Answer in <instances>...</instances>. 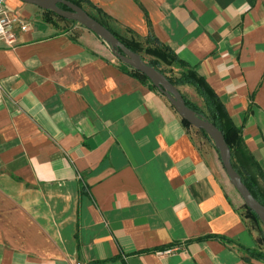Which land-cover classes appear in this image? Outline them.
<instances>
[{"label":"crops","instance_id":"crops-1","mask_svg":"<svg viewBox=\"0 0 264 264\" xmlns=\"http://www.w3.org/2000/svg\"><path fill=\"white\" fill-rule=\"evenodd\" d=\"M89 1L195 67L264 171V0ZM4 3L27 28L0 39V264H264L214 144L93 32Z\"/></svg>","mask_w":264,"mask_h":264},{"label":"trees","instance_id":"trees-1","mask_svg":"<svg viewBox=\"0 0 264 264\" xmlns=\"http://www.w3.org/2000/svg\"><path fill=\"white\" fill-rule=\"evenodd\" d=\"M72 3L80 6L84 9L82 4L87 3L91 5L98 13H101L103 16L107 17L105 13L101 11V9L94 7L89 0H69ZM59 7L63 9H68L63 4H58ZM85 10V9H84ZM86 11V10H85ZM54 13V12H53ZM93 18L98 20L101 24H103L98 18L94 17L90 12H87ZM55 14V13H54ZM56 15V14H55ZM58 16V15H56ZM59 17V16H58ZM64 19L62 17H59ZM48 20V19H46ZM67 20V19H64ZM49 21V20H48ZM70 22H74L73 20H67ZM106 26L127 48L131 51L139 54L142 59L151 67L158 69L160 72H164L161 69V65H176L181 70L176 77L167 76L168 79L174 85H183L188 84L195 88L198 95L202 98L204 102V109L197 106L195 103L191 102L188 98L183 96L186 105L192 109V111L206 120L210 121L217 129H219L229 146L231 153V163L234 169L241 174L243 181L251 190L252 194L262 203L264 204V187L262 182L264 181V171L256 159L254 154L248 149L244 135H243V127L236 125L231 119L229 113L223 102L220 100L216 92L213 88L208 84L205 77L200 75L195 67L191 66L185 60L179 58L177 54L167 45L159 41L155 36L151 33L147 35V37L141 41L139 40L133 31L126 29V31L132 34V37H125L117 33L115 30ZM145 56H149L148 59ZM119 67L123 70L138 79L139 81L147 84L151 89L158 90L149 79L141 72L132 69L128 65L119 61ZM181 122L184 126L189 127L190 124L183 118H181ZM203 133L205 137H207L210 141L211 139L208 135L203 131L199 130ZM212 142V141H211ZM218 151V149H216ZM247 208V217L260 222L259 216ZM223 238H221L222 240ZM264 243V241L262 242ZM245 253L248 254V259L254 258L264 262V250L259 248H249L245 246H240Z\"/></svg>","mask_w":264,"mask_h":264},{"label":"water","instance_id":"water-1","mask_svg":"<svg viewBox=\"0 0 264 264\" xmlns=\"http://www.w3.org/2000/svg\"><path fill=\"white\" fill-rule=\"evenodd\" d=\"M24 3L32 4L40 8L48 9L59 17L67 20H73L84 26L95 35L100 37L107 45H109L113 54L119 61L143 73L149 81L162 93L173 108L179 113L181 118L185 119L190 126L203 130L211 139L215 148L218 149L221 164L229 179L230 184L234 187L238 194L244 200L245 205L254 211L264 225V204H262L251 192L231 163V153L224 137L219 129H217L210 121L196 115L190 109L182 96L167 76L158 69L148 65L142 57L127 48L106 26L93 18L80 6L69 0H20ZM58 4L65 5L68 9H63Z\"/></svg>","mask_w":264,"mask_h":264},{"label":"rangeland","instance_id":"rangeland-1","mask_svg":"<svg viewBox=\"0 0 264 264\" xmlns=\"http://www.w3.org/2000/svg\"><path fill=\"white\" fill-rule=\"evenodd\" d=\"M82 6L84 7V9L87 12H90L94 17L98 18L103 24H106L107 26H109L110 28L115 30L117 33H119L120 35L125 36V37H132V34L130 32H128L125 29L117 26L116 24H113L107 17L103 16L101 13H98L93 7H91V5L84 3V4H82ZM37 9H38L37 13H38L39 17H41L42 19H48L51 22H57V23H59L58 26H60L62 28L68 27L69 25L78 24V23L70 22V21L59 18L51 10L40 8V7ZM78 25H80V24H78ZM164 70H166V69H164ZM237 197L241 198L240 195H238ZM242 203L243 204L241 207H242L244 214L246 215L247 214V208L245 207V203H244L243 199H242ZM256 223L258 224L260 231L263 233L262 236L260 237L261 242H263L264 241V225L261 221L260 222L256 221ZM262 245H264V243H262Z\"/></svg>","mask_w":264,"mask_h":264},{"label":"built area","instance_id":"built-area-1","mask_svg":"<svg viewBox=\"0 0 264 264\" xmlns=\"http://www.w3.org/2000/svg\"><path fill=\"white\" fill-rule=\"evenodd\" d=\"M15 25L21 30H25L27 28V25L24 22L19 21L16 18L11 19L8 17L5 11L4 0H0V39H3L7 44L11 43V41L15 38ZM175 250L167 249L162 253H171Z\"/></svg>","mask_w":264,"mask_h":264}]
</instances>
